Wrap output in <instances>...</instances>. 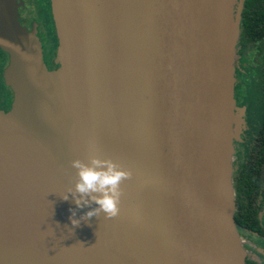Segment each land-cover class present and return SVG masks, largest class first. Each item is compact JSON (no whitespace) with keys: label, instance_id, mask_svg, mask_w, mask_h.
<instances>
[{"label":"water","instance_id":"1","mask_svg":"<svg viewBox=\"0 0 264 264\" xmlns=\"http://www.w3.org/2000/svg\"><path fill=\"white\" fill-rule=\"evenodd\" d=\"M243 1L51 0L52 78L13 0L0 4L14 94L0 109V264H247L232 181ZM91 157L131 178L116 217L73 227L70 209H87L60 195L70 162Z\"/></svg>","mask_w":264,"mask_h":264},{"label":"flooded vegetation","instance_id":"2","mask_svg":"<svg viewBox=\"0 0 264 264\" xmlns=\"http://www.w3.org/2000/svg\"><path fill=\"white\" fill-rule=\"evenodd\" d=\"M7 1L0 0V4L7 3ZM38 5V15L43 17L49 33L55 39V21L51 9V0H38ZM18 14L19 20L23 24L29 25L33 22V17L26 9L19 8ZM47 58L45 54L43 61L46 65H43V69L46 76L52 78L55 73H51L50 69L56 68L58 65H48ZM9 61L8 53L0 47V89L3 88L2 91L5 96L4 103L0 102V109L9 107L14 96L12 89L3 78V70ZM260 126L253 135L250 132H245V136L240 137V134H237L233 140L234 220L243 241L247 264L248 262L249 264H264V162L254 151L258 144Z\"/></svg>","mask_w":264,"mask_h":264},{"label":"rangeland","instance_id":"3","mask_svg":"<svg viewBox=\"0 0 264 264\" xmlns=\"http://www.w3.org/2000/svg\"><path fill=\"white\" fill-rule=\"evenodd\" d=\"M14 4L18 23L27 35L37 38L40 43V51L38 53L41 58L42 65H46L43 61L45 54L46 57H48V65H58L56 62V54L59 46L58 32L55 26L56 37L55 39L54 37L52 38L51 33H49V30L46 27L45 20L43 17L38 15V0H14ZM19 8L26 9V11L33 17V22L31 24L25 25L20 22L18 16ZM242 54L243 53L242 51L240 52V50L236 54L238 67L236 68L237 81L235 84L236 99L238 103L236 113L240 116L239 122L235 127V132L236 134H240V137L245 136V132H250V134L253 135L254 132L256 133V131H258L262 121L264 102L261 87L263 67L260 56L255 53L256 55L254 57H244ZM58 66L56 68H51V73H56ZM2 89L3 88L1 87L0 102L4 103L5 96ZM13 100L14 96L10 106L2 110L7 113L12 112Z\"/></svg>","mask_w":264,"mask_h":264},{"label":"clouds","instance_id":"4","mask_svg":"<svg viewBox=\"0 0 264 264\" xmlns=\"http://www.w3.org/2000/svg\"><path fill=\"white\" fill-rule=\"evenodd\" d=\"M71 167L75 169V182L60 195L64 201L71 197L76 209H87L79 217L76 211L70 209V223L73 227L79 226L82 220L94 216H103L111 219L119 214L121 201V183L131 178V173L122 169L109 159L91 157L85 162L73 159ZM142 185H136L139 192Z\"/></svg>","mask_w":264,"mask_h":264},{"label":"trees","instance_id":"5","mask_svg":"<svg viewBox=\"0 0 264 264\" xmlns=\"http://www.w3.org/2000/svg\"><path fill=\"white\" fill-rule=\"evenodd\" d=\"M239 50L240 52L242 51L244 57H254L256 54L260 56L263 67L261 87L264 98V0L243 1L240 13L237 52ZM257 143L254 151L258 153L259 158L264 162V102L260 134Z\"/></svg>","mask_w":264,"mask_h":264},{"label":"bare ground","instance_id":"6","mask_svg":"<svg viewBox=\"0 0 264 264\" xmlns=\"http://www.w3.org/2000/svg\"><path fill=\"white\" fill-rule=\"evenodd\" d=\"M12 194L8 188H5L2 183H0V208L4 209L5 204L11 200Z\"/></svg>","mask_w":264,"mask_h":264}]
</instances>
